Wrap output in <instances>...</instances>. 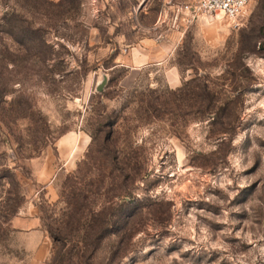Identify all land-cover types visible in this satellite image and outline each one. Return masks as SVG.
I'll return each mask as SVG.
<instances>
[{"label":"rangeland","instance_id":"1","mask_svg":"<svg viewBox=\"0 0 264 264\" xmlns=\"http://www.w3.org/2000/svg\"><path fill=\"white\" fill-rule=\"evenodd\" d=\"M196 1L0 0V264H264V0Z\"/></svg>","mask_w":264,"mask_h":264},{"label":"trees","instance_id":"2","mask_svg":"<svg viewBox=\"0 0 264 264\" xmlns=\"http://www.w3.org/2000/svg\"><path fill=\"white\" fill-rule=\"evenodd\" d=\"M21 3L24 4H31L32 9L35 13L39 11L40 4L44 2V0H18ZM81 0H60L59 5L61 8L68 11L69 9L76 10L80 6ZM24 4H22L20 7H24ZM40 27L34 26L32 23L26 22L21 15L14 14L12 10H7L4 15L2 22L0 23V34L5 36H10L15 39H19V43L23 44L24 39L27 38L28 35H31L33 33L40 32ZM39 45L43 47L45 50H50V46L47 45V40L45 38L40 39L39 37ZM21 44V45H22ZM201 88L203 89V93L206 96V99H211V94H213V90H209V87L207 86V83L204 82L201 85ZM208 97V98H207ZM205 115H212V111L209 108H205L204 112ZM99 240H97V243ZM97 245V244H96Z\"/></svg>","mask_w":264,"mask_h":264},{"label":"built area","instance_id":"3","mask_svg":"<svg viewBox=\"0 0 264 264\" xmlns=\"http://www.w3.org/2000/svg\"><path fill=\"white\" fill-rule=\"evenodd\" d=\"M251 2L252 0H197L190 10L187 23H192L198 16L238 26L239 20Z\"/></svg>","mask_w":264,"mask_h":264},{"label":"crops","instance_id":"4","mask_svg":"<svg viewBox=\"0 0 264 264\" xmlns=\"http://www.w3.org/2000/svg\"><path fill=\"white\" fill-rule=\"evenodd\" d=\"M192 8H190L189 10H191Z\"/></svg>","mask_w":264,"mask_h":264}]
</instances>
